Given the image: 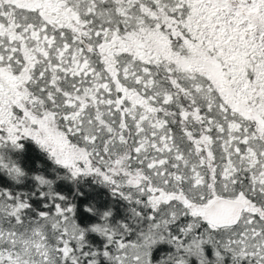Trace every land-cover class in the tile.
<instances>
[{"label":"snow or ice","instance_id":"obj_1","mask_svg":"<svg viewBox=\"0 0 264 264\" xmlns=\"http://www.w3.org/2000/svg\"><path fill=\"white\" fill-rule=\"evenodd\" d=\"M0 264H264V0H0Z\"/></svg>","mask_w":264,"mask_h":264}]
</instances>
